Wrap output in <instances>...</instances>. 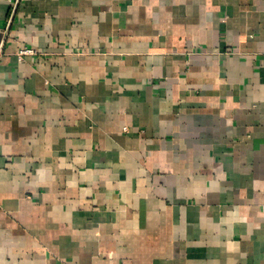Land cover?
<instances>
[{"label":"crops","instance_id":"crops-1","mask_svg":"<svg viewBox=\"0 0 264 264\" xmlns=\"http://www.w3.org/2000/svg\"><path fill=\"white\" fill-rule=\"evenodd\" d=\"M0 35V264H264V0H0Z\"/></svg>","mask_w":264,"mask_h":264},{"label":"built area","instance_id":"built-area-1","mask_svg":"<svg viewBox=\"0 0 264 264\" xmlns=\"http://www.w3.org/2000/svg\"><path fill=\"white\" fill-rule=\"evenodd\" d=\"M34 54H35V51H33L32 49H30V48H23V49L19 50L16 53L15 56L17 57V60L18 61H22L25 56L34 55Z\"/></svg>","mask_w":264,"mask_h":264},{"label":"water","instance_id":"water-1","mask_svg":"<svg viewBox=\"0 0 264 264\" xmlns=\"http://www.w3.org/2000/svg\"><path fill=\"white\" fill-rule=\"evenodd\" d=\"M2 36L0 35V38H1Z\"/></svg>","mask_w":264,"mask_h":264}]
</instances>
